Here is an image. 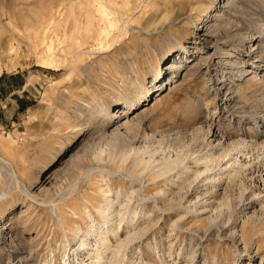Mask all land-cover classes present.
<instances>
[{
    "label": "rangeland",
    "instance_id": "obj_1",
    "mask_svg": "<svg viewBox=\"0 0 264 264\" xmlns=\"http://www.w3.org/2000/svg\"><path fill=\"white\" fill-rule=\"evenodd\" d=\"M24 81L26 93L6 103V88ZM128 100L137 101L132 114ZM210 128L219 140L207 136ZM244 138L250 149L238 173L223 170L236 155L207 162L210 173L194 172L205 170L212 148L218 157L222 144ZM114 140L145 159L186 156L169 181L150 178L147 196L164 189L181 203L163 214L150 199L138 208L141 235L121 264H257L264 256V0H0V158L34 197L0 159L7 193L0 229H8L0 230V264L25 263L1 233L12 228L15 245L32 249L30 264H93L88 251L103 229L94 231L86 210L100 223L101 190L124 200L131 182L120 172L106 181L82 175L119 170V157L108 152ZM100 151L106 160L95 158ZM120 169L131 170L130 162ZM234 232L245 243L236 247ZM108 238L114 246L112 230ZM82 239L91 246L74 254Z\"/></svg>",
    "mask_w": 264,
    "mask_h": 264
},
{
    "label": "bare ground",
    "instance_id": "obj_2",
    "mask_svg": "<svg viewBox=\"0 0 264 264\" xmlns=\"http://www.w3.org/2000/svg\"><path fill=\"white\" fill-rule=\"evenodd\" d=\"M205 27H206V25L203 26V29L205 30V32H208V28L207 27L205 28ZM136 102L137 101H130V100L126 101L127 109H129V111L127 113L132 114L134 112V110L136 108ZM131 110L133 111L132 113H130ZM126 114H124L123 116H126ZM114 135H115L114 137H118L119 134L114 133ZM207 136L209 138H215V137L217 138V132H215V131L213 132L212 129L210 128L208 130ZM113 142H114V143H112L113 147L111 149L109 148L110 150L108 149L109 150L108 152H110L109 155H115V156L119 157V160H120V165L118 166L119 170L110 171L106 168H98V170L89 169L83 173L82 178L88 179L93 174L98 173L100 178H102L104 180V179H106V178H104L105 175H108L110 177L112 174H116V173L120 172L122 177L128 179L131 182V189H130L131 191L125 192L126 194H124V198H123L124 200H121V199L119 200V198L110 199V197H112V196H110L111 192L108 189L109 187L108 188L106 187V188L101 190L105 204L103 203L101 208L99 209V213L101 216L100 219L102 220L100 223H96V220L93 217V215L89 211L86 210L87 216L89 218L90 226L94 229V231H95V228H102L103 229L102 231H99V233H98V240H97L96 246L93 249V251H88L90 258L93 259V261H94L93 264H121L122 261L125 260L123 258V256H124L126 249L129 246H131V243L141 235V230L138 228L139 222H138L137 210L139 207H145L148 205L146 200L150 199L151 203L154 204L153 208L159 209L162 212V214L168 210H172V209L174 210L173 207L175 205L178 206L181 203V199L176 201L174 198L167 197V193L164 189H160V190L156 191L155 194H153L152 197H150V198H147V196H148V190L150 189V187H149V182H151L150 178H152V181L154 183L158 182L159 179H161L163 181H167V180L169 181L170 173L174 170H178L184 164L183 161L185 160V157H186L185 154L179 153L176 155V157L168 156V157L163 158L159 162L153 158L145 159L144 158L145 152L140 151L139 149L128 150L125 147H123L122 149H119L118 142H116L115 140ZM212 149L214 150L213 153H210V155L208 154L209 160L206 159V163L204 162L205 170L203 172L195 170L194 171L195 173H198L199 175H201V174L203 175L206 172L210 173V170L208 168L209 165L207 162H211V161L213 162V160L214 161L218 160L217 162L219 164H221V163H224V161L226 159H228L227 161L230 163L231 160L233 159V157H235L234 155H236L235 161L232 163V166L230 167L231 169L230 170L227 168L223 169V170H228L227 171L229 173L228 175H230L231 173H235L243 166V164L241 162L243 160L240 161L239 157L246 156L245 152L250 149V146L246 143V140L244 138V140L232 141L230 144H228L227 147L224 144H222L219 148V151H221L222 153L220 155H218V157H216L214 155V154H216V153H214V152H216L215 148H212ZM147 153L151 154L150 151L149 152L147 151ZM105 154L103 151H100L99 153L95 154V158L99 161L106 160L105 156H104ZM188 154L190 155V153H188ZM193 157H194V155H193ZM108 158H109V156H108ZM196 158H197V156H196ZM199 158L196 161H199L200 160ZM0 159L4 162V165H6L7 167H9L11 169V173H10L11 177L13 179H15V181L17 182L18 186L22 189V191L25 194H27L28 197L33 199L34 197L31 196L26 191V188L21 187L22 184H20L18 177H17V174L14 171V169L12 168V165L10 164V162L6 161L3 158H0ZM55 161L56 160H53V162H55ZM128 162H130L131 170L120 169V167L122 165H125L126 163L128 164ZM220 167H221V165H220ZM181 169H183V168L181 167ZM185 169H186V167H185ZM181 173H182V175L180 177L182 178L183 176L186 175L187 172L182 171ZM1 175L2 174L0 173V221H2L4 219L5 211H3L2 208L6 204L5 202H7L6 201L7 200V193H6L5 189L3 188ZM146 178H149V180ZM220 180L221 179H218V182ZM263 180H264V177H263ZM104 181H106V180H104ZM215 181L216 180H214V182ZM140 202H142V203H140ZM166 202H168V205L166 206V207H169L168 209L162 205V203H166ZM132 203L135 206L134 205L131 206ZM116 206L118 208H115ZM189 210L191 212H194L193 210L188 208V211ZM124 223L127 225L126 227L128 230H127L126 237L124 239H122L121 228H122V225ZM13 227H15V226L13 225ZM5 229H6L5 227H1L0 230H5ZM6 230H8V229H6ZM111 230L113 231V237H114L115 243H116L114 246L111 245L110 239L108 238V234L111 232ZM15 231L12 228L8 232L2 231L1 233L2 234L4 233L5 236L8 234L10 235V238H9L10 242L14 245L13 246L14 251H12L14 257L18 258V260L20 258L21 261L25 262L24 264H30L29 253L32 251V249L30 248L29 250H26V248H20V247H17L15 245L16 242H18L20 240V237L17 236V234H15L16 233ZM210 231H211V229H210ZM6 233H8V234H6ZM231 235H232V241L234 243H236L235 245H237L236 247H238L242 242L245 243L244 238H242V236H241V238L239 239L237 237L238 235L236 232H234ZM68 245L71 246V244H69V243H68ZM88 246L89 247L91 246L90 242L87 239H82L80 242L79 248H77V249L70 248V250H72V252L74 254H78L80 252V250H85ZM248 246H249V244H248ZM250 248H251V245H250ZM243 249L244 248H242V250ZM245 249H247L246 244H245ZM243 252H244V250H243ZM245 252H247V251L245 250ZM0 257H2L1 254H0ZM257 264H264V256H262L257 261Z\"/></svg>",
    "mask_w": 264,
    "mask_h": 264
},
{
    "label": "crops",
    "instance_id": "obj_3",
    "mask_svg": "<svg viewBox=\"0 0 264 264\" xmlns=\"http://www.w3.org/2000/svg\"><path fill=\"white\" fill-rule=\"evenodd\" d=\"M8 79V78H7ZM10 81H13L16 78H9ZM29 83L24 81L22 82V84H18L17 87L11 86V88L9 89L8 87L7 89V97L5 98V102L8 103L10 100H12L11 98L16 94H25L26 93V89L28 88ZM29 99L28 94H26V100Z\"/></svg>",
    "mask_w": 264,
    "mask_h": 264
}]
</instances>
